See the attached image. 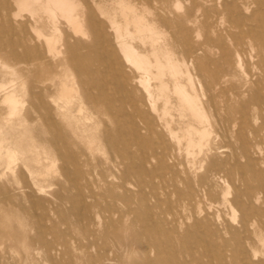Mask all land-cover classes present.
<instances>
[{"label": "rangeland", "instance_id": "1", "mask_svg": "<svg viewBox=\"0 0 264 264\" xmlns=\"http://www.w3.org/2000/svg\"><path fill=\"white\" fill-rule=\"evenodd\" d=\"M54 1L41 0L33 2L30 8L22 9L23 6H19L16 0H0V11L4 5L10 11L7 15L0 14V85H4L0 101L6 92L15 87L16 98L19 100L15 111L24 115L34 102L33 96L36 93L43 91L45 85L51 87V94L56 93L58 75H66L69 84L78 86L83 82L93 87L100 105L96 112L87 108L81 113L77 112L80 119L77 127L73 123L59 122V129L70 135L69 142H73L71 149L78 154L76 157L71 158L67 154L64 157L60 152L52 151L51 160L47 161L42 155L43 148L39 147L40 163L36 164L33 173H23L19 152L12 153L17 159L11 163L15 173L0 175V188L6 189L0 191V264H242L239 251L249 250L252 245L246 240L248 233H238L236 238L223 230L221 222L230 219L231 211L213 208L209 220H204V212L210 204L206 199H201V203L195 207L183 210L180 204L185 198L176 193L170 180L173 178V169L186 171L192 183L197 185L198 178L205 174L214 159L219 164L229 161L231 150L221 147L230 146L238 161L228 166L232 171V177L227 180L229 198L232 199L236 191L242 194L241 203L235 209L237 217L248 211L251 201L256 203L253 198L256 186L264 183V51L257 46L251 49L239 45L241 41L248 44L251 40L232 22L230 13L264 21V0H248L247 10L237 8L234 12L227 10L224 14L215 2L206 9L208 12L204 9L198 12L196 24L190 23L186 14L192 6L191 0H68L75 5L86 35L79 33L77 28H71ZM121 1L134 5L147 21L152 20L151 13L163 14L165 9L172 19L183 24L182 32L177 23L159 27L164 33L155 35L153 39L161 44L169 43L168 48L174 54L180 70L181 86L189 94L198 97L205 116L210 120L211 109L206 103L211 75L196 72L190 67L189 83L188 76L184 74L189 66V57L198 55L211 70L221 75L225 70L231 72L233 80L229 94L237 100L239 108L247 106L248 112L255 113L248 117L252 126L260 130L261 144L256 149L247 153L242 150L239 127L230 135L218 138L217 131L210 126L208 145L202 149L189 147L185 122L198 124L194 120L196 118L181 108L173 84L169 82L170 100L165 106L162 92L157 90V80L150 81L151 98L144 92L143 85L133 80L143 72L136 65L127 66V77H121L118 68L113 65L108 48V44L114 45L113 39L116 36L110 19L116 16L121 21L117 10ZM227 1L231 3L234 0H226L225 3ZM90 17L94 18L95 27L89 23ZM36 20L39 21L37 24ZM54 22L58 25V31L53 29ZM247 24L257 26L258 22ZM3 29L8 31L3 32ZM130 31L133 33L134 29L131 27ZM97 33L102 37H97ZM176 35L181 39L179 45L171 40ZM44 36L54 38L51 45L59 49L65 43L75 46L84 42L93 46L94 50L90 53L85 48H81L80 52L89 55L94 72L75 70L71 66L63 69L60 66L65 62L66 54L45 63L34 62L32 54L25 58L23 49L17 46L18 42L28 37L31 47L39 45L44 49ZM122 40L143 55H148L153 63L152 71L155 74L160 72L155 67L156 59L151 54L149 44H144L137 36L125 34ZM117 51L119 54L124 53L120 46ZM13 52L21 57L13 59L10 56ZM47 68H51L53 73L50 75L51 80L45 83L43 79L49 73ZM99 76L101 80H93ZM165 79L170 81L169 73ZM50 92L44 94V103H50ZM148 103L154 105L155 112L147 110ZM42 113L33 114L24 123L16 117L8 121L9 109L0 105V135L8 136L11 139L9 141L15 137L26 139L30 133L23 135L22 125L32 123L44 130L53 129L52 122L43 118L49 115L48 111L42 109ZM53 117L56 119L55 115ZM244 134L249 140L253 137L248 127L244 129ZM135 135L143 143L140 150ZM125 144H129L128 151L137 152L135 163H139L141 154H152L163 160L168 169L161 170L162 164L154 158L149 166L157 170V176L139 182L128 175V183L124 184L122 176L127 167H115L111 163L109 147L113 145L123 151ZM91 152L102 161L99 169L111 172L106 181L97 183L102 188V196L98 200L91 198L85 189V181L76 175L72 165V161L79 163L86 158L83 154L89 155ZM9 161L5 156L2 158L0 171H4ZM66 171L70 179L66 177ZM221 176L224 177L223 174ZM28 185L35 191L31 197L27 194ZM211 186L212 200L218 201L226 190V184L224 180H213ZM109 188L113 190L112 194L107 191ZM178 189L185 188L178 184ZM78 203H99L101 208H93L91 211L76 209ZM256 204L262 207L261 211L249 217L259 221L264 219V206H261V202ZM108 205H112L110 209ZM28 207L31 209L27 210ZM218 215L221 217L220 222L215 219ZM202 221L210 225H199ZM20 222L25 224L21 231L25 230L38 237L40 232L36 223L47 227L48 233L42 238L46 245H41L39 239L32 245L14 235L13 227ZM3 232L5 234L2 235ZM252 233L250 230L258 251L254 263L264 264V232L257 231L256 235ZM142 245L146 246L147 252L143 251Z\"/></svg>", "mask_w": 264, "mask_h": 264}, {"label": "bare ground", "instance_id": "2", "mask_svg": "<svg viewBox=\"0 0 264 264\" xmlns=\"http://www.w3.org/2000/svg\"><path fill=\"white\" fill-rule=\"evenodd\" d=\"M40 1L41 0H16V3L19 6H23V9L24 7L30 8V5H32L33 2ZM191 2L192 6L190 9H188L186 14L188 16V21L192 24H196L198 22V12L201 9L206 10L210 5H213V3L215 2L218 4V7L220 6V8H222L223 14L226 13L227 10L234 12L233 10L237 8H240L242 10H247L249 8L248 0H234L231 3L228 1L227 3H225L226 0H191ZM54 5L58 8L62 16L66 18L71 28H77L79 33L86 35L82 30L83 26L79 20L78 14L76 13L74 4H71L68 0H55ZM1 9V15H7L10 12L7 5H4ZM117 10H119L121 21L118 20L116 16L110 19L111 28L115 30L116 36L113 39L114 45L111 43L108 44V48L111 52L113 65L118 68L119 74L122 78L127 77L125 69L130 64L136 65L140 70H142L143 72H141L139 76L134 77L133 80H136L141 85H143L144 92L149 98L152 97V85L150 81L157 80V90H160L162 92L161 96L163 97L165 106L169 104L170 100V95L168 94L169 82L173 84L174 91L179 96L181 108L186 111L188 115L196 118L194 120L198 124L196 125L192 121L185 122V136L189 147H198L202 149L203 146L208 145V142L210 140V132L208 129L209 126L215 128V130L217 131L218 138H221L225 135H230V133H232L235 128L239 127L241 129L239 137L242 143V150L245 153L252 149H256L261 144L259 128H256V126H252L251 122L249 121V117L254 116L255 113L253 111L248 112L246 110L247 106H243V109L239 108L237 106V100L233 99L232 96L229 94V88L233 80V75L229 70H225L224 74L221 75L220 73L211 70L208 65L203 61V59H201V57H199L198 55L189 57V66L186 70V73H184L188 76L189 83H191L190 67H192V69L196 72L199 71L211 75V77L209 78V85L207 86L208 100L206 103L207 106L211 109V120L205 116L203 112V107L201 106L198 97L189 94L184 89L185 87L183 88L181 86L179 79L180 70L178 68V63L174 59V54L168 48L169 43L164 42L163 44H161L157 40L153 39V37L155 35H162L164 31H161L158 28L166 27L169 24L177 23L180 28V32H182L184 30L182 23H179L178 21H175V19H172L169 14L165 11V9H163V14H160L159 12L151 13V21H147L145 16L138 13L134 5L126 3L124 1H121L118 4ZM206 12L208 11L206 10ZM230 16L232 22L238 28L242 29V32L245 33V35H247L248 38L251 40V42H249L248 44L241 41L239 45L242 48L251 49L257 46L264 51V21L259 22L255 17H248L244 14L230 13ZM255 21L258 22L257 26L253 24L250 26L249 24H247L248 22L253 23ZM38 22V20L35 21L36 24ZM89 23L93 27H95V20L93 17L89 18ZM131 27L134 29L133 33H131L130 31ZM53 29L54 31L59 30L58 25L55 22ZM7 31L8 29H3V32ZM122 33L123 35L125 34L130 37L137 36L144 44H149L151 54L156 59L155 67L160 71L158 74H155L152 71L153 63L149 60V56L143 55L142 53L138 52L133 47L128 45L126 42H124L122 40ZM96 35L97 37H102L100 33H97ZM44 38L46 44V48L44 49L39 45H34V47H31V45L28 44V37H23L20 42H18L17 46L23 49L24 54L26 55L25 58H28L29 55L32 54L34 62L45 63L49 62L52 58H55L62 54H66V60L60 66L63 69H65V67L71 66L74 67L75 70H85L88 73L94 72V69L92 68L93 63L91 62L89 55L80 52L81 48H85L88 49L90 53L92 52V50H94L93 46H90L84 42H80V44H76L75 46H72L70 43H65L61 46V49H59L51 45L52 41H55L54 38L48 36H44ZM171 40L176 45L181 44V39L178 35L173 37ZM119 46L123 48V54L118 53L117 48ZM10 56L13 59H19L21 57L16 52L11 53ZM162 60H164V62ZM235 64L238 65V61H236ZM47 70L49 71V76L47 75L43 79L45 83L51 80L50 75L53 73L51 68H47ZM167 73H169L171 76L170 81H167L165 79ZM58 78L59 85L57 92H53V94H51V87L45 85L43 87V91L38 92L33 96L34 102L31 104L29 111L24 115H21L20 113H17L15 111V108L19 104V100L16 98L15 87L9 92H6L1 97L0 105H5L9 109V118H7L8 121L13 120V117H16V119L19 120L21 123L28 122V119H31L33 114H43L42 109H45L48 111L49 115L46 117L43 116V118L47 121L52 122V126H54V128L44 130L36 123H32L30 125L28 124V126L22 125L23 131H21V133L23 135L27 132L30 133V136L26 137V139L15 137V139L13 138L12 141H9L11 139L8 136L0 135V161L4 156L5 158H8L10 160L9 162H7L8 165L5 166L4 171H0V175L5 176L7 172L15 173V169H13L11 163L17 160L16 157H13L12 155V153L16 151L19 152V161L21 162L20 166L23 173H33L36 164L40 163L41 154L38 152L39 147L43 148L44 152L42 155L47 161L51 160L52 151L54 153L55 151L60 152L64 155V157L66 154L68 155V157L71 158L76 157L78 155L73 153L71 149V145L73 142H69L70 135L65 131L59 129V122L64 121L66 123H73L75 124V127H77V122L80 120L78 118L79 116L77 112L81 113L85 108L91 109L92 111L96 112L98 106L100 105V102L98 99H96L94 95L93 87L91 88V86L89 87L83 82H81L78 86H74L71 83L69 84L67 82V79L69 77L66 75H58ZM96 78L97 79L93 78V80H101L100 76L99 78ZM3 88L4 85H0V92ZM46 92H50L51 94L50 103H44L43 97ZM153 106L150 103L146 104V108L149 112L154 111ZM53 115L56 116V119L53 117ZM246 127L250 128V133L253 135L250 140L247 139L246 135L244 134V129ZM13 135L14 134H12V136ZM135 139L137 148L140 150L142 148L143 143L139 139V136L135 135ZM37 143H39V145ZM128 147L129 144H125V149L123 150L124 152L121 150L119 151L113 145L109 147L111 163H113L115 167H119V165H126L127 167L122 176L124 184L128 183L126 182L128 175L133 176V178H135V180L139 182L143 181V179L145 178L152 179L157 176V170L150 166L152 165V160L154 158L158 160L160 158L152 154L150 156L141 154L139 163H135L134 161L138 157V154L137 152L131 153L130 151H128ZM221 148H227L231 150V153L229 155V161L219 164V161H217V159H214L212 165L206 169L205 174L201 175L198 178L196 183L197 185H194V183H192V178L188 176L189 173H187L186 171L179 172L173 169V178L172 180H170L172 182L171 186L175 189L177 194L185 198L181 201L180 204L183 210L197 206L201 203V199H206L210 201L208 209L204 212V220H209L208 217H210V211L213 208L231 211L230 219L221 222L223 230H225L227 233L232 234L233 237L236 236V238L238 237V233L249 234L246 237V240L249 241L252 246L249 250L239 251L238 256L242 257V264H255L254 259L258 257V251L255 249L256 242L253 240V237L250 234V230H252V234L254 235H256L257 231L264 232V219L255 221L250 219L249 216L253 214H258L261 211L262 207L258 206V204L256 203L261 202V206H264V183H259L256 186V193L253 195V198H255L256 203L251 201L248 204V211L246 213L242 212L241 216L238 218L235 209L236 206H239L241 203L242 194L239 191H236L232 199H230L229 185L227 186V180L232 177V171L228 166L231 162L238 161V159L234 156V149L230 146H224ZM83 155L86 157L84 160L80 161L79 163L72 161V165L75 168L76 175L85 181V189L89 192L91 198L98 200V197L100 195L102 196V188L97 183L99 181L101 183L106 181L108 173L110 174L111 172H108L107 169H99V166L101 165L102 161L100 159H97L93 152H91L89 155ZM245 157H247V159L249 158L247 155ZM159 162L162 164L160 165L161 170L165 171L168 169L166 163L163 160H159ZM68 174L69 172L66 171L65 175L67 178ZM221 174H223L224 177L221 176ZM182 175L186 176L182 177ZM213 180H224V184H226V190L224 191L223 196L218 199V201L212 200L213 191L211 182H213ZM178 184L184 186L185 189H178ZM27 187L29 189L27 191V194L29 197H31V194L35 191L33 187L29 185ZM5 190L0 188L1 192H4ZM7 190L11 191V189ZM107 191L109 193L111 192V194L113 193V190L111 188L107 189ZM111 206L112 205H108L107 207L110 209ZM75 208H82L91 211L93 208H101V205L99 203L93 205H80L78 203ZM29 209H31V207L27 208V210ZM91 216L92 215L90 214V217ZM220 218L221 217L218 215L215 219L217 222H220ZM204 222L205 221H202V223L199 225H210L209 223ZM235 225L237 227H234ZM24 226L25 224H23V222H20L18 225L13 227L14 235L20 236L23 240L30 242V244L32 245L35 243L36 239L40 240L41 245H46L42 238L45 234L48 233L47 227H42L41 224L36 223L35 226L39 227L38 230L40 232V237H38L30 235L25 230L21 231ZM1 234L3 235L5 233L3 232ZM142 248L144 252H147L146 246L142 245Z\"/></svg>", "mask_w": 264, "mask_h": 264}]
</instances>
